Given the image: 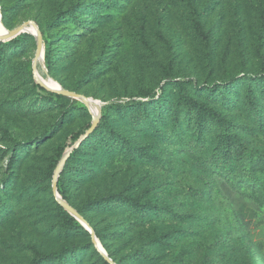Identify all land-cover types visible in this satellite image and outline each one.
Here are the masks:
<instances>
[{
  "label": "rangeland",
  "instance_id": "rangeland-1",
  "mask_svg": "<svg viewBox=\"0 0 264 264\" xmlns=\"http://www.w3.org/2000/svg\"><path fill=\"white\" fill-rule=\"evenodd\" d=\"M263 9L264 0H0V264H104L53 194L64 155L96 119L58 193L116 264H264ZM30 22L43 30L42 61L33 34L10 36ZM36 73L97 105L49 96ZM178 81L248 156L234 146L225 159L222 128L196 117ZM119 193L154 209L110 199Z\"/></svg>",
  "mask_w": 264,
  "mask_h": 264
},
{
  "label": "trees",
  "instance_id": "trees-1",
  "mask_svg": "<svg viewBox=\"0 0 264 264\" xmlns=\"http://www.w3.org/2000/svg\"><path fill=\"white\" fill-rule=\"evenodd\" d=\"M192 14H193V20L195 22V27H196V31L197 33L202 37V39L205 41L206 44V49H207V53L208 56H210L211 53V43H210V39L208 34L204 31V26L200 21V17L199 14L197 13V11L192 7L191 8ZM262 22L264 24V9H263V15H262ZM40 31L43 34V30L40 26ZM19 43V40L14 39L12 41H10L8 44L9 46H15ZM46 63H47V69L51 70V61L49 60V57L46 58ZM34 79V78H33ZM179 88L181 91L184 92V96L182 97V101L185 103V105L193 110L196 114V117L200 120V121H204V120H210L212 122L217 123L221 128V141H222V149H223V155L225 157L226 160H231L232 158V153H233V148L234 146H237V149L241 151V154L244 156H248V152L246 151L245 147H244V143L239 139L238 136L230 134L229 133V123L223 118V116L221 114H219L216 110H214L213 108H211L208 104L201 102L193 97H191L188 93H187V89L185 87V83L183 81H178L177 82ZM248 84V83H247ZM34 85L39 88L42 92L48 94L49 96L52 97H56V98H65L68 99V97H65L62 94H59L57 92L51 91L46 89L45 87L41 86L36 80H34ZM246 94L248 99L250 100V102L252 104H254V100L252 98V94H251V87L250 85L246 86ZM99 130V128H98ZM97 130V131H98ZM94 133V132H93ZM92 133V134H93ZM90 137V136H89ZM80 152V149L77 148L76 150H74L70 156L69 159H74ZM63 152H61V156H63ZM70 160V161H71ZM69 161V160H68ZM62 197L64 199L65 196L62 195ZM111 200L114 201H120L123 203H128L132 208L136 209V210H153V206L149 205V204H142L139 199L137 198H133L129 195H127L126 193H119V194H114L112 196H110ZM78 228L85 232L87 235H90L89 232L87 230L84 229L83 226L78 225ZM104 248L106 249L107 247L104 246ZM108 254L111 258H113V256L111 255V253ZM101 260L104 264H109L103 256H101Z\"/></svg>",
  "mask_w": 264,
  "mask_h": 264
},
{
  "label": "water",
  "instance_id": "water-1",
  "mask_svg": "<svg viewBox=\"0 0 264 264\" xmlns=\"http://www.w3.org/2000/svg\"><path fill=\"white\" fill-rule=\"evenodd\" d=\"M0 19H1V14H0ZM33 25V27L36 29V33L37 36H35L36 40H37V44H38V48H37V53H36V62L39 60V58H42L44 60V51H43V35L39 29V27L35 24V23H28L27 25ZM22 33H31L33 34L31 31L25 30L24 27H20L16 30H14L13 32L10 33L11 37H16ZM36 78H37V82L45 87L48 90L57 92L59 94H62L64 96L67 97H73L75 99H80L83 100L85 102V104L91 108L92 107V103L97 105L95 102L91 101L90 99L80 95V94H76V93H72L66 89H64L58 82L57 83V87L54 86H49L47 83H45L43 80H41L39 78L38 73H36ZM54 80V79H53ZM55 81V80H54ZM98 117V116H97ZM96 117V118H97ZM97 124V119H96V123H94L92 125V127L90 128V130L85 134L84 138L82 140L79 141V143L74 146V148L72 150H70L68 153H66L60 163L58 172L56 174L55 177V181H54V185H53V194L56 197L57 201L60 203L61 206H63L64 208H66L68 211H70L72 214H74L79 221L81 222V224L85 227V229L89 232V234L92 237V242L93 245L95 246V248L100 252V254L104 257V259L109 263V264H116L113 259L109 256L108 252L106 251V249L103 247V245L99 242L96 232L94 231V229L92 228V226L88 223V221L82 217L74 208H72L66 201H64L62 199V197L60 196V194L58 193V179L60 177V172L61 170L64 168V166L66 165V162L69 160L72 152L74 150H76L77 148H79V146L82 144V142L88 138L95 130Z\"/></svg>",
  "mask_w": 264,
  "mask_h": 264
},
{
  "label": "bare ground",
  "instance_id": "bare-ground-1",
  "mask_svg": "<svg viewBox=\"0 0 264 264\" xmlns=\"http://www.w3.org/2000/svg\"><path fill=\"white\" fill-rule=\"evenodd\" d=\"M24 27V29L25 30H28V31H31L32 33H33V35H34V37L35 36H37V33H36V29L34 28V27H32V28H29L27 25H24L23 26ZM39 60H43L42 58H39ZM40 78V77H39ZM41 79V78H40ZM42 80V79H41ZM44 81V80H43ZM53 81V80H52ZM45 82V81H44ZM45 83H47L49 86H54V87H57V83H52V84H50V83H48V82H45Z\"/></svg>",
  "mask_w": 264,
  "mask_h": 264
}]
</instances>
